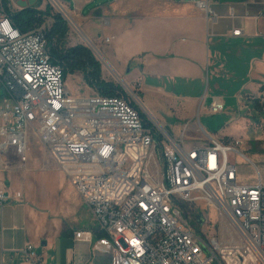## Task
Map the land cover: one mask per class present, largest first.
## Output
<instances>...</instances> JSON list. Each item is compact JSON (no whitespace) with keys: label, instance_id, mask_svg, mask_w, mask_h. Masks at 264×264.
Returning a JSON list of instances; mask_svg holds the SVG:
<instances>
[{"label":"built area","instance_id":"2783aa9c","mask_svg":"<svg viewBox=\"0 0 264 264\" xmlns=\"http://www.w3.org/2000/svg\"><path fill=\"white\" fill-rule=\"evenodd\" d=\"M195 6L212 13L208 0ZM10 14L0 0V153L25 163L29 140L42 144L106 234L96 247L109 264H264V183L256 168L255 184L237 181L229 154L242 155L240 141L174 137L127 98L71 96L45 22L21 32ZM207 109L217 114L224 103ZM20 198L0 189V207ZM22 254L45 264L32 245Z\"/></svg>","mask_w":264,"mask_h":264},{"label":"crops","instance_id":"0c3cea01","mask_svg":"<svg viewBox=\"0 0 264 264\" xmlns=\"http://www.w3.org/2000/svg\"><path fill=\"white\" fill-rule=\"evenodd\" d=\"M93 1L69 0L61 5L72 15L81 40L100 52L110 48L113 59L132 54L129 63L136 59L144 78L167 84L175 100L172 116L180 125L172 128L180 131L179 136L184 132L195 140L230 138L195 125L194 118L201 113L211 115L202 107L205 101L224 103L231 95L239 102L238 114L249 105L264 111V0H208L210 14L195 6L199 0H110L86 10ZM97 23L121 33L106 35ZM236 29L239 36L231 34ZM137 85L141 89V80ZM4 96L0 84V105ZM255 141L264 151V140ZM29 142L25 163L11 150L0 153V189L8 196H21L0 207V264H26L22 250L27 245L45 264H109L110 253L96 247L106 234L66 175V190L45 192L44 165ZM33 143L45 155L42 144L37 139ZM253 168L264 183L258 166ZM256 178L255 173V181L246 183L237 173L242 184L253 185Z\"/></svg>","mask_w":264,"mask_h":264},{"label":"rangeland","instance_id":"374dc122","mask_svg":"<svg viewBox=\"0 0 264 264\" xmlns=\"http://www.w3.org/2000/svg\"><path fill=\"white\" fill-rule=\"evenodd\" d=\"M58 1L61 4H66L69 0ZM106 1L110 0H95L88 5L86 10L94 9L98 2L101 3ZM9 3L10 13H18L24 9L45 12L47 7H49V11L52 16L56 14L59 15L58 10L52 7L48 0H26L25 2L22 0H9ZM52 16H47L38 26L45 22V30L47 32L53 23ZM69 17L70 23L64 20L67 31L60 43L58 42V44H60L59 47L64 51L77 45L86 47L87 44V48L89 47L88 49L91 51L93 57L100 63V79L106 82H111L116 86H120L124 92V96L126 95L127 99L133 102L139 108V110L145 114L147 119L163 128L164 126L162 124L164 123L165 125L169 126L170 129H172L168 131L174 137H179L180 131H178V129L173 130L172 128V126L180 125L173 119L174 117L172 116L174 115L173 113H175L173 111H176L174 105L172 104L175 100L171 98L172 94H169L168 91L170 90L167 84H160L159 82L154 83L152 78H144L138 69L137 60L135 59L131 64L129 63L130 58L133 57L132 54L125 52L124 54H119V58L113 59L111 57L113 53L110 48L103 49L100 52L83 37V40H81L78 36L79 34H77L79 30L74 27L73 18L70 13ZM35 27H37V25L31 26L28 30ZM97 27H102L101 29L106 35L111 33L120 35L121 33V29H116L109 26L105 27L101 23H97ZM81 29L84 31L87 37L89 36L88 38L93 41V38L89 35V32L85 28ZM118 42L120 45L121 40L119 39ZM124 59L128 61H125ZM127 69H129V72H127ZM89 79L90 76L87 71L76 70L72 74L66 75V89L71 96L75 97L98 94L92 87H90ZM139 80H141V89H139V86L137 85V81ZM205 88L206 84L204 83L203 90ZM195 89L196 91H199L201 87L194 88V90ZM236 99L231 95L227 96L224 101V109L221 112L214 115L201 113L194 118V123L196 126L199 125L211 133L218 132L219 134L221 132L223 135L230 136V138L219 139L225 144L232 142L234 139L240 141L241 146L238 147V151H240L242 155L237 153L229 154V160L236 164L239 178L243 182L249 183L251 181H255V170L253 168L254 165L258 166L262 175V179H264V151L258 150L261 143L255 141V139L264 140V111L260 110L262 111L260 112L259 110H255L253 106L249 105L248 107H245V109L242 110L240 114H238L236 108L239 102H237ZM254 102H256V100ZM209 104L210 103L208 101H205L202 107L207 109ZM191 136V133L186 134V138L189 140L191 139ZM31 140L34 142L36 139L31 138ZM31 140L29 145H31L32 151H34L35 156L38 158V162L44 165L43 171H45V192H54L56 190L64 189L66 190L68 185L64 182V173L49 158L46 152L44 155L42 152L37 150L36 145ZM209 214L212 221H215V214L212 212L211 215L210 211Z\"/></svg>","mask_w":264,"mask_h":264},{"label":"trees","instance_id":"16d2710c","mask_svg":"<svg viewBox=\"0 0 264 264\" xmlns=\"http://www.w3.org/2000/svg\"><path fill=\"white\" fill-rule=\"evenodd\" d=\"M47 16H52L47 7L45 12L24 9L18 13H11L10 19L12 23L21 31H27L31 26H38ZM53 23L50 29L45 33L46 39L50 46V54L54 63L62 67L64 79L67 74H72L76 70L87 71L90 76V87L98 94L103 96H124V92L120 86H116L111 82L100 79L99 62L93 57L91 51L84 46L77 45L67 50H62L58 44L65 36L67 27L64 19L59 14L53 15ZM133 104V103H132ZM144 118V115L141 114Z\"/></svg>","mask_w":264,"mask_h":264}]
</instances>
